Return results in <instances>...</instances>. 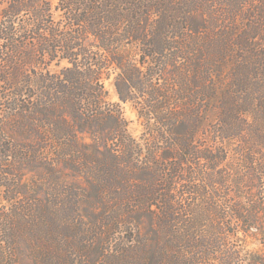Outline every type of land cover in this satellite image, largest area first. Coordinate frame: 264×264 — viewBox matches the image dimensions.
<instances>
[{
    "label": "trees",
    "instance_id": "16d2710c",
    "mask_svg": "<svg viewBox=\"0 0 264 264\" xmlns=\"http://www.w3.org/2000/svg\"><path fill=\"white\" fill-rule=\"evenodd\" d=\"M0 200L12 264H264V0H0Z\"/></svg>",
    "mask_w": 264,
    "mask_h": 264
},
{
    "label": "clouds",
    "instance_id": "9594fccd",
    "mask_svg": "<svg viewBox=\"0 0 264 264\" xmlns=\"http://www.w3.org/2000/svg\"><path fill=\"white\" fill-rule=\"evenodd\" d=\"M65 67H70V65L65 64ZM111 73L110 79L105 83V89L109 93V95L105 98L106 103H114L118 104L122 111V118L127 122L128 127L127 131L131 134V137L137 142L140 143L139 137L142 132L141 125L143 123L142 120L138 119V112L133 107V103L130 100L122 101L117 93V89L115 87V80L119 76V69L112 66L108 70ZM130 94L136 95V89L130 88ZM86 142H90L86 138ZM143 160V157L140 158ZM256 229L253 228L252 232H255ZM245 251L252 252V251H264V244L259 242V239H251L247 240V244L244 247Z\"/></svg>",
    "mask_w": 264,
    "mask_h": 264
},
{
    "label": "rangeland",
    "instance_id": "374dc122",
    "mask_svg": "<svg viewBox=\"0 0 264 264\" xmlns=\"http://www.w3.org/2000/svg\"><path fill=\"white\" fill-rule=\"evenodd\" d=\"M52 4H55L56 0H49ZM108 80H106L104 82V85L105 83L107 82ZM107 95H109V93L107 92ZM120 107V106H119ZM133 107L135 108L134 104H133ZM136 109V108H135ZM121 110V108H120ZM122 112V111H121ZM138 119H140L138 117ZM141 120V119H140ZM127 123V122H126ZM127 127H128V124H127ZM141 128H142V132L140 134V137L144 131V122L142 123L141 125ZM129 133V132H128ZM130 134V133H129ZM131 135V134H130ZM139 137V138H140ZM223 201H226L227 203H231L233 204L236 200H237V197L236 195L234 194V189H229L227 191H225V193L223 194L222 198H221ZM245 201V200H244ZM3 205H4V202L0 200V213L1 211L4 209L3 208ZM255 218L259 221V229L261 227H264V210L262 211L261 214H258L257 217L255 216ZM258 229V230H259ZM256 230L255 232H252L251 231V236L249 238L251 239H259V242H260V238H261V234L259 233V231ZM242 236V235H241ZM248 238V239H249ZM247 239V240H248ZM247 244V243H246ZM246 244H243L244 247L246 246ZM25 250L23 249V255L25 254ZM256 252V251H255ZM13 258H11L8 254V250L5 249V243H3V239L0 237V264H12L13 263Z\"/></svg>",
    "mask_w": 264,
    "mask_h": 264
}]
</instances>
